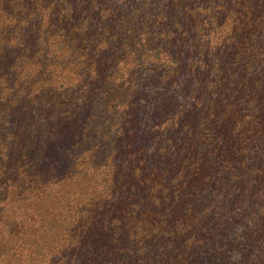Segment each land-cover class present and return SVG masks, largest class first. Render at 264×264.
<instances>
[{"label": "trees", "instance_id": "obj_1", "mask_svg": "<svg viewBox=\"0 0 264 264\" xmlns=\"http://www.w3.org/2000/svg\"><path fill=\"white\" fill-rule=\"evenodd\" d=\"M0 264H264V0H0Z\"/></svg>", "mask_w": 264, "mask_h": 264}]
</instances>
